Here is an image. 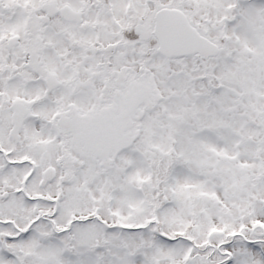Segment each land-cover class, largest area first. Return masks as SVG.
<instances>
[{
	"label": "snow or ice",
	"instance_id": "obj_1",
	"mask_svg": "<svg viewBox=\"0 0 264 264\" xmlns=\"http://www.w3.org/2000/svg\"><path fill=\"white\" fill-rule=\"evenodd\" d=\"M0 264H264V0H0Z\"/></svg>",
	"mask_w": 264,
	"mask_h": 264
}]
</instances>
